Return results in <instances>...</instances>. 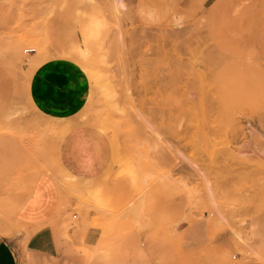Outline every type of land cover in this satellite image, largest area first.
<instances>
[{
    "label": "rangeland",
    "instance_id": "374dc122",
    "mask_svg": "<svg viewBox=\"0 0 264 264\" xmlns=\"http://www.w3.org/2000/svg\"><path fill=\"white\" fill-rule=\"evenodd\" d=\"M115 1L0 0V237L33 232L19 216L47 186L51 225L87 264H264V154L248 148L264 131L239 115L255 100L215 103L207 124L199 95L234 58L251 69L240 45L264 32V0ZM50 61L85 74L67 118L31 97Z\"/></svg>",
    "mask_w": 264,
    "mask_h": 264
},
{
    "label": "crops",
    "instance_id": "0c3cea01",
    "mask_svg": "<svg viewBox=\"0 0 264 264\" xmlns=\"http://www.w3.org/2000/svg\"><path fill=\"white\" fill-rule=\"evenodd\" d=\"M88 90L83 70L66 61H50L40 66L30 87L35 105L53 118H67L80 111ZM55 200L47 186L36 191L19 216L25 230L33 232L0 237V264H87L82 256L69 250L71 246L61 239V229L51 225L57 218ZM100 237L99 229L89 228L87 245L97 246ZM165 251L164 247L163 254Z\"/></svg>",
    "mask_w": 264,
    "mask_h": 264
},
{
    "label": "bare ground",
    "instance_id": "6f19581e",
    "mask_svg": "<svg viewBox=\"0 0 264 264\" xmlns=\"http://www.w3.org/2000/svg\"><path fill=\"white\" fill-rule=\"evenodd\" d=\"M113 5H116V7L115 6H113V7L117 8V11L120 8L124 7L122 0H116L115 4H113ZM252 16H254V13ZM259 21H261V20H259ZM259 21H257V22L259 23ZM259 26H261V25H259ZM254 27L256 28L257 26L255 25ZM252 29H254V28H252ZM249 30H251V29H249ZM249 30H248V33H249ZM260 31H262V29ZM256 32H258V31H256ZM250 33L254 34L255 30L251 31ZM263 33H261V34L264 35ZM257 34H258V37H257V35L256 36L253 35V37L255 36L254 39L250 40V38H247L250 41L245 42V43H241V45H240V46H242V49H245L243 51L246 53V55L248 57V58L245 57L249 61V62H247V64L249 63L251 65V69H249L247 73L246 72L243 73V70H245V68H246L245 65H244L245 68L243 70L241 67L242 63H244L245 60L242 57H239L237 59L234 58L233 60H234V62H236L239 59V61H238L239 66L237 63V67H240L239 70H242L243 74H240L241 72H239V70H237L239 73L237 72V73H235L236 75L227 78V77H224L225 76L224 73H223L224 75L222 74V76H223L222 77L220 74H218V72L212 71L210 73H207L206 76L204 77V79L201 83L202 87L199 90V95H200V98L204 101L205 106H202L205 108V110L203 109V115H204V119H206L207 124L210 123L213 118L216 119L218 117V116H214V112L211 109V108H213V106H212L213 104H215V103L220 104L219 112L217 113V115L218 114L223 115L226 113L227 110H229L231 105L235 104L236 102H240L241 104H240L239 108H241L243 101L249 99V100H255L254 102H251L250 110L247 112L240 110L239 115L244 114L245 118L248 121V124L252 128V130H250L252 136L253 135L256 136V132L254 131L255 130L254 128L256 126L261 131H264V57H262V55H260L261 54L260 52H262V53L264 52V39H263V36H261V34L259 35V32ZM260 36L262 38H259ZM25 42L26 43H32L34 41H32L31 36L28 35L25 37ZM239 48H241V47H239ZM11 51L16 58H19V54H18L19 47L18 46L11 45ZM241 51L242 50L240 49V52ZM81 55L83 57H85L84 56L85 53H82ZM263 56H264V53H263ZM210 59H212V58H210ZM79 60H81V59H79ZM208 60L209 59H207V61ZM208 63H209V61H208ZM247 64H246V66H247ZM217 65L218 64H216V66ZM223 67H225V66H223ZM235 68H236V66H235ZM233 70L236 72V70L234 68H233ZM227 72H228V70H227ZM226 76H228V75H226ZM200 81H201V79H200ZM235 126H236V129H238V130L241 129V127H242L240 122H235ZM207 137H208V135H207ZM257 140H258V138H257ZM257 140L255 139V141H257ZM248 148L251 149L254 153L264 154V145H262V143H260L258 141L250 143ZM16 159H17V157H16ZM214 210H216V209H214Z\"/></svg>",
    "mask_w": 264,
    "mask_h": 264
},
{
    "label": "built area",
    "instance_id": "2783aa9c",
    "mask_svg": "<svg viewBox=\"0 0 264 264\" xmlns=\"http://www.w3.org/2000/svg\"><path fill=\"white\" fill-rule=\"evenodd\" d=\"M74 218H76V216H74Z\"/></svg>",
    "mask_w": 264,
    "mask_h": 264
}]
</instances>
